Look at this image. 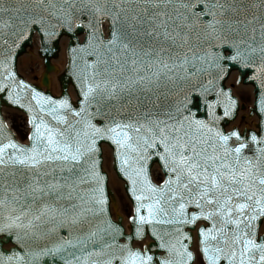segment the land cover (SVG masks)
<instances>
[{"label":"snow or ice","instance_id":"6c2138e0","mask_svg":"<svg viewBox=\"0 0 264 264\" xmlns=\"http://www.w3.org/2000/svg\"><path fill=\"white\" fill-rule=\"evenodd\" d=\"M0 264H264V0H0Z\"/></svg>","mask_w":264,"mask_h":264},{"label":"bare ground","instance_id":"6f19581e","mask_svg":"<svg viewBox=\"0 0 264 264\" xmlns=\"http://www.w3.org/2000/svg\"><path fill=\"white\" fill-rule=\"evenodd\" d=\"M52 63L54 64L55 67L59 68L61 71L63 70V64L62 63H58L56 60H53ZM44 68L42 67L41 70L37 73L38 75L43 74ZM51 78L53 80V86H54V91H56L58 93L59 91V81H58V74L52 73L51 74Z\"/></svg>","mask_w":264,"mask_h":264},{"label":"rangeland","instance_id":"374dc122","mask_svg":"<svg viewBox=\"0 0 264 264\" xmlns=\"http://www.w3.org/2000/svg\"><path fill=\"white\" fill-rule=\"evenodd\" d=\"M32 79L35 81V82H39V80H40V75H38L37 73L36 74H34L33 76H32Z\"/></svg>","mask_w":264,"mask_h":264},{"label":"water","instance_id":"95a60500","mask_svg":"<svg viewBox=\"0 0 264 264\" xmlns=\"http://www.w3.org/2000/svg\"><path fill=\"white\" fill-rule=\"evenodd\" d=\"M52 64H53V63H52ZM53 66H54V64H53ZM54 67H55V66H54ZM52 73H55V72H52ZM52 73H51V74H52ZM58 80H59V79H58Z\"/></svg>","mask_w":264,"mask_h":264}]
</instances>
